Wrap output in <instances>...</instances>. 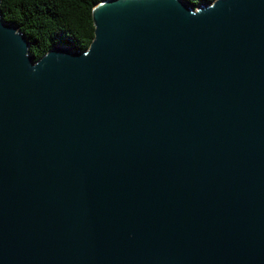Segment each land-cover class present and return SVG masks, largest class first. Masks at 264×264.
<instances>
[{
    "label": "water",
    "instance_id": "water-1",
    "mask_svg": "<svg viewBox=\"0 0 264 264\" xmlns=\"http://www.w3.org/2000/svg\"><path fill=\"white\" fill-rule=\"evenodd\" d=\"M93 20L37 59L0 9V264H264V0Z\"/></svg>",
    "mask_w": 264,
    "mask_h": 264
},
{
    "label": "trees",
    "instance_id": "trees-1",
    "mask_svg": "<svg viewBox=\"0 0 264 264\" xmlns=\"http://www.w3.org/2000/svg\"><path fill=\"white\" fill-rule=\"evenodd\" d=\"M103 0H3L6 22L17 25L37 59L55 45L86 50L95 38L94 7ZM195 7L214 0H187Z\"/></svg>",
    "mask_w": 264,
    "mask_h": 264
}]
</instances>
